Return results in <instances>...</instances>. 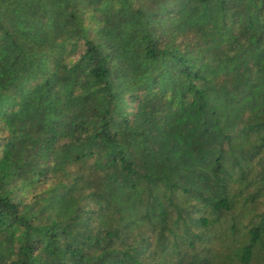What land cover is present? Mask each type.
Wrapping results in <instances>:
<instances>
[{"label":"trees","instance_id":"trees-1","mask_svg":"<svg viewBox=\"0 0 264 264\" xmlns=\"http://www.w3.org/2000/svg\"><path fill=\"white\" fill-rule=\"evenodd\" d=\"M0 264H264V0H0Z\"/></svg>","mask_w":264,"mask_h":264}]
</instances>
